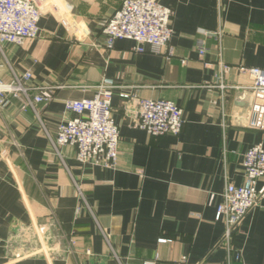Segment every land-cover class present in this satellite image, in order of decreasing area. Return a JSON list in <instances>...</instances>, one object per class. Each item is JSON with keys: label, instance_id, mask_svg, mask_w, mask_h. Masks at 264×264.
<instances>
[{"label": "crops", "instance_id": "1", "mask_svg": "<svg viewBox=\"0 0 264 264\" xmlns=\"http://www.w3.org/2000/svg\"><path fill=\"white\" fill-rule=\"evenodd\" d=\"M122 1L60 0L59 12L40 18L38 37L5 46L0 77L30 70L27 82L51 98L37 113L22 108V96L0 106V264H264V177L231 254L216 219L227 184L244 180L245 152L264 145V130L246 120L253 77L238 68H264V0H158L174 11L171 57L138 52L129 38L106 46L102 22ZM219 27L222 56L206 39L200 57L203 30ZM220 58L232 66L221 80ZM104 80L116 85V167L82 164L75 146L56 150L50 139L75 116L65 100L92 97ZM145 98L183 109L179 135L137 125Z\"/></svg>", "mask_w": 264, "mask_h": 264}, {"label": "built area", "instance_id": "2", "mask_svg": "<svg viewBox=\"0 0 264 264\" xmlns=\"http://www.w3.org/2000/svg\"><path fill=\"white\" fill-rule=\"evenodd\" d=\"M48 10L60 11V0H0V62L6 57L7 44L23 45L28 39L39 36L40 18ZM173 9L158 0H123L121 6L102 22L106 34V46L113 47L119 38L135 41L138 52L150 51L173 55L170 39L173 33ZM204 37L197 42L200 57L208 52L206 39H213L219 46L222 56L224 32L217 29H204ZM184 61H186L184 59ZM222 74L231 65L219 60ZM239 70L252 75L249 89L253 95L250 111L246 117L247 126L264 130V68L240 65ZM13 80L4 81L0 77V106L8 101V96H22L23 109L33 108L37 103L47 102L50 96L44 92L45 86L29 83L30 70L22 75L11 69ZM115 83L104 80L96 85L92 97L66 99L65 107L75 113L74 117L60 122L55 137L50 135L53 147L59 150L62 145L77 148L76 158L82 164L116 167L119 159L120 129L113 114V95ZM221 88H226L220 82ZM127 97L128 94L123 93ZM137 125L152 135L171 133L179 135L183 129V109L170 99L145 98L139 100ZM244 180L241 184L228 183L223 192V200L218 205L216 219L225 221L226 229L223 244L229 254L234 251L233 233L244 215L257 204L259 198L258 181L264 177V145L251 146L244 154ZM78 190L83 195L78 185ZM236 252V258H240ZM182 262H186L183 257ZM146 264H153L146 262Z\"/></svg>", "mask_w": 264, "mask_h": 264}, {"label": "water", "instance_id": "3", "mask_svg": "<svg viewBox=\"0 0 264 264\" xmlns=\"http://www.w3.org/2000/svg\"><path fill=\"white\" fill-rule=\"evenodd\" d=\"M249 92V91H248ZM252 101H253V97H252Z\"/></svg>", "mask_w": 264, "mask_h": 264}]
</instances>
